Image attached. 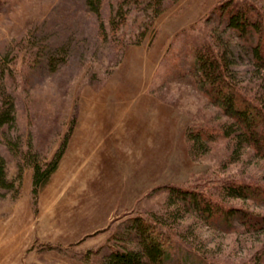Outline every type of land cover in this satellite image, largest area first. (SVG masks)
I'll use <instances>...</instances> for the list:
<instances>
[{"label": "rangeland", "instance_id": "rangeland-1", "mask_svg": "<svg viewBox=\"0 0 264 264\" xmlns=\"http://www.w3.org/2000/svg\"><path fill=\"white\" fill-rule=\"evenodd\" d=\"M145 1L104 40L85 0H0V99H12L15 116L0 129L12 180L0 194V264H110L113 253L140 250L145 229L162 264H264V228L248 230L236 214L209 220L169 187L264 213V158L237 131L187 136L231 123L198 81L196 42L229 51L227 76L247 94L264 98V74L226 25V0H164L151 22ZM246 1L264 14V0ZM118 2L102 0L107 27ZM64 140L65 152L86 155L64 152L34 200L31 163ZM228 181L255 187L254 197L227 196Z\"/></svg>", "mask_w": 264, "mask_h": 264}, {"label": "trees", "instance_id": "trees-1", "mask_svg": "<svg viewBox=\"0 0 264 264\" xmlns=\"http://www.w3.org/2000/svg\"><path fill=\"white\" fill-rule=\"evenodd\" d=\"M143 0H119L111 9L108 16V27L101 14L102 0H85L87 8L95 15L97 32L102 39H107L110 32L119 31L122 25H126L129 18L131 3L140 4ZM164 0H147L144 2L143 10H147L146 19L151 22L163 10ZM220 10L225 15L226 25L233 29L245 44L253 67L264 74V14L260 8L246 0H226L220 5ZM261 10V11H260ZM149 25V24H148ZM141 28L130 43H139L146 33L148 27ZM126 43V42H125ZM120 40V46L125 44ZM229 51L217 48L208 38L196 42L194 47L195 71L204 94L210 102L231 119V123L221 129L205 126L196 132L188 131L187 136L193 142L208 140L210 136L220 131L223 136L237 131L234 137L238 141L249 146L255 154L264 158V98L259 95L247 94L240 86H237L228 78L230 70ZM50 69H55V62L49 60ZM15 122L13 101L0 99V129L4 125ZM72 127H70L69 132ZM235 133V132H234ZM66 147V140L59 145L52 157L43 165L33 161L32 172V195L36 199L38 190L49 179L50 174L57 167ZM12 186V180L6 176L5 160L0 153V194ZM170 192L180 196L184 201L189 199L193 208L201 211L206 218L215 219L221 215L226 221L229 215L236 214L242 226L248 230L264 228V213H256L246 209H235L222 206L214 197V193H199L192 190L186 191L178 186H169ZM222 190L231 197H254L255 187L249 184L228 181L223 184ZM264 199V198H262ZM144 229H142L143 231ZM141 238V246L138 251L116 252L109 258L110 264H139L142 263V255L146 256L150 264H162L163 248L157 237L147 234L144 230Z\"/></svg>", "mask_w": 264, "mask_h": 264}, {"label": "crops", "instance_id": "crops-1", "mask_svg": "<svg viewBox=\"0 0 264 264\" xmlns=\"http://www.w3.org/2000/svg\"><path fill=\"white\" fill-rule=\"evenodd\" d=\"M72 147V152L69 150L70 148L68 147L67 148V150H66V152L64 153L65 155H64V157H66L67 156V154L69 153V151H70V153H72V155H73V158L75 159L77 156L78 157H85V152L82 150V148H80L79 150H77V149H75V146H71Z\"/></svg>", "mask_w": 264, "mask_h": 264}]
</instances>
